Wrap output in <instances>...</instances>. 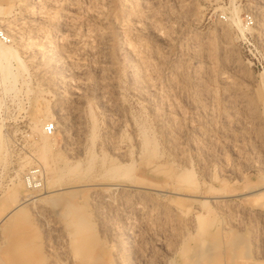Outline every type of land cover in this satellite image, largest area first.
<instances>
[{"label": "rangeland", "instance_id": "374dc122", "mask_svg": "<svg viewBox=\"0 0 264 264\" xmlns=\"http://www.w3.org/2000/svg\"><path fill=\"white\" fill-rule=\"evenodd\" d=\"M0 35V264H264V0H0Z\"/></svg>", "mask_w": 264, "mask_h": 264}, {"label": "bare ground", "instance_id": "6f19581e", "mask_svg": "<svg viewBox=\"0 0 264 264\" xmlns=\"http://www.w3.org/2000/svg\"><path fill=\"white\" fill-rule=\"evenodd\" d=\"M231 15V14H230ZM237 15V14H236ZM231 17H233L232 15H231ZM235 17H237V16H235ZM230 18V17H229ZM234 19V18H233ZM232 18H230V20H233ZM237 19V18H236ZM239 19V18H238ZM235 21V20H234ZM237 21V20H236ZM240 22V21H239ZM241 23V22H240ZM232 24V23H231ZM236 25V24H235ZM239 25V24H238ZM241 25V24H240ZM224 26V25H223ZM236 27H237V25H236ZM7 28V27H6ZM221 29V28H220ZM237 29V28H236ZM246 29V28H245ZM239 30V29H238ZM241 30V29H240ZM241 33V32H240ZM189 42V41H188ZM195 42V41H194ZM188 44V43H187ZM197 46V45H196ZM9 47V46H8ZM8 47H5V44H3V45H0V79H2V77L3 76H5V74L7 73V75H8V72L6 71L7 70V66L9 65V61H10V59H11V57L14 55L13 53H12V49L10 50ZM194 48V47H193ZM228 51V50H227ZM14 52V51H13ZM13 59V58H12ZM16 60H18V59H16ZM3 81V80H2ZM39 125V124H38ZM36 128V127H35ZM39 129V128H38ZM45 129V131L47 132V130H48V128H47V126L44 128ZM44 131V132H45ZM117 150V149H116ZM121 151V150H120ZM117 152V151H116ZM122 153V152H121ZM93 186V185H92ZM117 186V185H116ZM124 186V185H123ZM123 189V188H122ZM113 190V189H112ZM120 190V189H119ZM119 190L117 191V192H119ZM131 190V189H130ZM125 191V190H124ZM123 190H122V192H124ZM137 191V190H136ZM122 192H120V193H122ZM139 192V191H138ZM107 193H108V191H107ZM98 194V193H97ZM109 195V194H108ZM134 196V195H133ZM135 197V196H134ZM122 199V198H121ZM149 199V198H148ZM124 200V199H123ZM140 200V199H139ZM144 200V199H143ZM125 201V200H124ZM121 202H122V200H121ZM143 202V201H142ZM149 202V201H148ZM138 203H140V202H138ZM108 204V203H107ZM123 204V203H122ZM109 205V204H108ZM124 205V204H123ZM141 205H142V203H141ZM140 206V205H139ZM153 206V205H152ZM108 210V209H107ZM120 210V209H119ZM155 210V209H154ZM112 211V210H111ZM125 211H127V209H125ZM119 212V211H118ZM128 212V211H127ZM109 213H111V212H109ZM136 213V212H135ZM128 215L130 214V212L129 213H127ZM126 214V215H127ZM132 214V213H131ZM137 214V213H136ZM46 215V214H45ZM164 215V214H163ZM151 216V215H150ZM166 216V215H165ZM46 217V216H45ZM111 217V216H110ZM109 217V218H110ZM133 217V216H132ZM147 217V216H146ZM51 218H52V216H51ZM112 218V217H111ZM144 218V217H143ZM132 219V218H131ZM124 220V219H123ZM133 220H134V218H133ZM141 220H143V219H141ZM122 221V220H121ZM148 221V220H147ZM156 221H158V220H156ZM154 222V221H153ZM111 223V222H110ZM109 223V224H110ZM125 224H127V223H125ZM134 224V223H133ZM115 225V224H114ZM130 225V224H129ZM122 227V226H121ZM133 227V226H132ZM129 228V227H128ZM134 230V229H133ZM57 231V230H56ZM118 233V232H117ZM123 234V233H122ZM120 235V234H119ZM60 236V235H59ZM121 240V239H120ZM127 240H128V238H127ZM58 241H60V240H58ZM117 241V240H116ZM125 245V244H124ZM60 247H62V246H60ZM118 250V249H117ZM119 251V250H118ZM2 263V262H1Z\"/></svg>", "mask_w": 264, "mask_h": 264}, {"label": "built area", "instance_id": "2783aa9c", "mask_svg": "<svg viewBox=\"0 0 264 264\" xmlns=\"http://www.w3.org/2000/svg\"><path fill=\"white\" fill-rule=\"evenodd\" d=\"M0 36H1V35H0ZM50 129H51V126L48 127V130H50Z\"/></svg>", "mask_w": 264, "mask_h": 264}]
</instances>
